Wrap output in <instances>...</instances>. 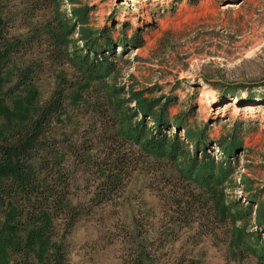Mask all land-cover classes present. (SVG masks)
<instances>
[{"label": "rangeland", "instance_id": "1", "mask_svg": "<svg viewBox=\"0 0 264 264\" xmlns=\"http://www.w3.org/2000/svg\"><path fill=\"white\" fill-rule=\"evenodd\" d=\"M0 17V132L61 92L37 190L0 205V264L56 245L63 264H264V0H0ZM149 101L180 121L159 133Z\"/></svg>", "mask_w": 264, "mask_h": 264}, {"label": "trees", "instance_id": "2", "mask_svg": "<svg viewBox=\"0 0 264 264\" xmlns=\"http://www.w3.org/2000/svg\"><path fill=\"white\" fill-rule=\"evenodd\" d=\"M71 32V30H68ZM96 33V36L88 38L84 45V50L82 54H75V61L83 70L87 73H92L95 69L94 63L97 61L94 59L89 60L86 54V50L90 48V51L95 53L97 51H102L100 48L97 50V38L99 36L105 35L102 29H98L96 32H88L87 34ZM84 34V35H87ZM3 37V26L0 17V38ZM106 47H111V52H114L112 48V43L109 42L108 38L105 40ZM122 43V44H121ZM18 44V43H16ZM15 44V45H16ZM122 48L126 44H131L134 46L141 45V41L136 36H131L130 39L123 40L120 42ZM120 46V47H121ZM9 45L4 46V50H7ZM100 64V62L98 63ZM102 64V63H101ZM244 86V85H241ZM230 89L229 86H225V91ZM1 101V100H0ZM153 102H143L136 105V109L142 114L148 115L152 119L153 125L156 127L160 133V128L167 125L169 121L177 122L180 121V116H174L170 119L165 114V102L159 104V108H152ZM156 106H158L156 104ZM61 109V92L60 90H53V92L44 99L38 105H35L31 116L24 120L22 123L17 124L12 127L8 132H0V205L10 203L11 197L15 200L28 199L29 195L37 190L39 182L38 170L41 163H44L42 152H46L48 149V140L50 137L51 122L57 117ZM140 132V131H139ZM139 132L135 134H129L135 140L139 139ZM155 132V131H154ZM201 132H199L198 136ZM166 134H160L159 136H152L150 133L145 136L142 140V146L147 152V154L156 153L159 155H171L174 148H171L172 141L169 142L167 150L164 148V143L166 142ZM198 141V139H197ZM203 140H199L202 143ZM222 147L223 152L230 153L233 145L222 144L218 142ZM202 177V174H199ZM46 185V184H45ZM47 186V185H46ZM7 188L5 191L4 189ZM45 189H48L46 187ZM47 193L42 194L43 202L48 203ZM52 199V198H50ZM51 201V200H50ZM15 208L17 209V214H21L19 207L15 202ZM38 223L44 222L49 217L48 213L45 211L38 210L37 214L33 216ZM29 218V216H28ZM260 222L264 223V217L259 219ZM27 245H25V251ZM258 253L262 254L263 251L259 250ZM40 264H63V254L62 251L57 247V245L51 250L50 254L42 255Z\"/></svg>", "mask_w": 264, "mask_h": 264}]
</instances>
